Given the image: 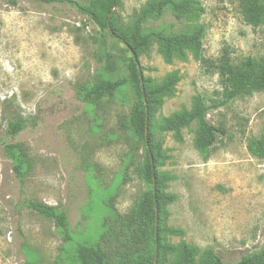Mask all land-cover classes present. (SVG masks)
Wrapping results in <instances>:
<instances>
[{
  "label": "rangeland",
  "instance_id": "1",
  "mask_svg": "<svg viewBox=\"0 0 264 264\" xmlns=\"http://www.w3.org/2000/svg\"><path fill=\"white\" fill-rule=\"evenodd\" d=\"M151 1L117 0L106 16L98 15L103 28L83 11L97 15L110 0H17L14 6L0 0V142L7 145L0 146V264H79L82 247L100 251L105 264L141 257L178 264L183 246L197 260L210 252L235 264L261 250L264 159L251 145L264 141V90L227 101L216 70L192 49L170 61L157 43L139 52L142 90L145 80L159 87L177 79L169 94L158 96L150 129L160 193L172 197L160 216L161 244L171 250L159 261L137 211L148 187L141 179L144 148L127 129L135 86L96 106L78 97L95 79L132 78L129 55L109 34L130 31ZM173 1L189 4V13L165 9L141 24L143 35L203 28L204 59L236 66L264 61V13L251 27L238 0ZM198 97L206 120L224 132L205 152L195 146L197 123L178 135L162 130L191 112ZM18 119L25 129L8 137V121ZM29 203L55 208L65 227Z\"/></svg>",
  "mask_w": 264,
  "mask_h": 264
},
{
  "label": "trees",
  "instance_id": "2",
  "mask_svg": "<svg viewBox=\"0 0 264 264\" xmlns=\"http://www.w3.org/2000/svg\"><path fill=\"white\" fill-rule=\"evenodd\" d=\"M41 3H51L53 0H34ZM10 5H16L17 0H5ZM117 0H110L109 4L101 2L97 15L88 11L83 13L90 15L93 20H99L116 5ZM165 9H169L176 14L189 13L190 5L186 3H177L173 0H154L144 5L133 19L130 31L111 28L110 37L118 45L123 46L125 53L129 55L126 63V71L132 78L119 77L115 79L100 80L95 79L91 84L81 87L78 93L80 100L90 106H96L106 99H111L123 87L128 84L135 86V97L130 106L127 117L128 132L144 148V157L141 167V179L148 187L138 203L137 211L146 228L155 256L158 261L161 254L171 250L170 247L161 244L160 216L164 208L171 202L172 197L161 195L160 188L162 181L156 170L157 157L152 143L151 121L153 109L159 102L161 95L169 94L171 88L177 83L175 77L170 78L166 83L155 87L149 80L144 81V89H141L140 81L137 76V58L140 51H144L150 44L157 43L164 55L166 61H170L174 54L181 55L184 49H192L198 56V61L202 65L214 68L219 76V82L222 88V96L227 100H233L239 96L250 94L252 92L264 90V61H252L249 64L241 66L233 65L228 59L222 58L218 63L204 59L202 56V37L203 28H199L190 34L177 36H164L161 33H147L143 35L141 24L151 17H160ZM238 9L243 21L251 26L257 27L264 13V0H238ZM99 22V21H98ZM101 22H99L100 24ZM103 28L106 26L101 23ZM112 27V25H111ZM112 33V34H111ZM193 122L198 124V132L195 137V146L202 152L211 148L218 140V136L224 132L205 118V105L202 97L195 101L194 108L181 117H176L163 127L165 132H173L178 135L180 129H183ZM25 129V120H9L7 124L6 135L16 137ZM1 150L7 146L5 142H0ZM251 152L261 159H264V141H259L251 145ZM153 184L155 189L153 191ZM28 206L48 219H54L58 228H64V216L55 208H50L37 203H29ZM77 261L79 264H105L103 254L87 247H82L78 253ZM121 264H152L146 257H141L133 261ZM178 264H224L222 259L214 253L208 252L202 255L198 260L195 253L190 248L183 246L181 248L180 262ZM235 264H264V232L263 246L259 252L244 255Z\"/></svg>",
  "mask_w": 264,
  "mask_h": 264
},
{
  "label": "water",
  "instance_id": "3",
  "mask_svg": "<svg viewBox=\"0 0 264 264\" xmlns=\"http://www.w3.org/2000/svg\"><path fill=\"white\" fill-rule=\"evenodd\" d=\"M138 67V66H137ZM140 80H141V78H140ZM142 81V80H141ZM153 191H154V184H153ZM154 264H155V261H154Z\"/></svg>",
  "mask_w": 264,
  "mask_h": 264
}]
</instances>
